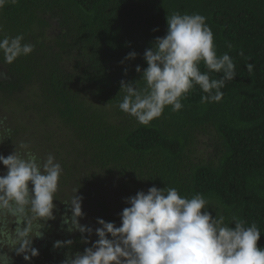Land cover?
<instances>
[{"label": "trees", "instance_id": "1", "mask_svg": "<svg viewBox=\"0 0 264 264\" xmlns=\"http://www.w3.org/2000/svg\"><path fill=\"white\" fill-rule=\"evenodd\" d=\"M173 12L206 17L218 55L233 58L237 76L221 89V102L201 104L204 93L196 86L181 111L168 106L144 126L118 108L124 94L120 81L141 78L135 68L147 67L143 54L166 34V17ZM0 24V35L23 34L24 42L35 46L10 65L0 54V72L6 74L0 94L31 98L41 123L64 132L63 144H72L85 163L80 177L88 185L77 182L85 214L81 224L95 229L101 218L120 226L119 213L129 206L125 198L169 186L182 196L205 195L218 214L255 222L258 247H264V0H18L0 9ZM132 51L137 57L125 60ZM245 57L255 65L251 74ZM200 70L207 71L203 62ZM201 138L205 150L195 157ZM61 148L57 145L60 158ZM109 178L119 182L110 191ZM56 196V219L48 222L43 239L34 240L39 255L31 264H61L69 251L91 246L81 242L79 232L61 230L66 201L61 193ZM66 239L74 241L71 249L53 248ZM96 239L93 234L91 242ZM13 256L14 264H27Z\"/></svg>", "mask_w": 264, "mask_h": 264}, {"label": "clouds", "instance_id": "2", "mask_svg": "<svg viewBox=\"0 0 264 264\" xmlns=\"http://www.w3.org/2000/svg\"><path fill=\"white\" fill-rule=\"evenodd\" d=\"M16 3L18 0H0V9ZM206 19L198 13L167 15L166 34L156 37L143 54L147 67L135 68L141 78L120 81V92L124 94L118 108L123 113L149 126L168 106L174 113L181 111L182 100L196 86L204 93L201 104L222 101L221 89L237 76L236 65L227 52L218 55ZM226 46L233 47L231 43ZM34 49L33 44L24 42L23 34L0 35V54L6 64L30 55ZM137 55L132 51L124 59L134 60ZM239 55L244 57V52L241 50ZM245 60L251 74L255 65L248 62L250 58ZM201 62L207 71L200 70ZM210 73L220 74V78H211ZM5 76L0 72V78ZM6 120V116H0V128ZM6 131L11 138V129ZM18 147L23 151L15 145L7 157L0 154V164L6 168L0 175V264H14L9 253L22 257L27 264L39 255L34 240L43 239L48 222L56 219L54 200L63 174L53 154L41 159L29 143L21 141ZM77 192L78 188L74 189L70 200L63 202L66 211L61 215V230L79 232L81 242L91 246L75 254L69 251L61 264H264V247H258V225H248L235 213L229 217L218 214L210 206V198L201 193L188 197L175 187L152 186L147 192L141 190L125 198L129 206L119 213L120 226L97 218L99 227L93 229L80 222L85 214L83 197ZM93 234L98 239L91 242ZM73 243L72 239L57 240L53 248L71 249Z\"/></svg>", "mask_w": 264, "mask_h": 264}, {"label": "rangeland", "instance_id": "3", "mask_svg": "<svg viewBox=\"0 0 264 264\" xmlns=\"http://www.w3.org/2000/svg\"><path fill=\"white\" fill-rule=\"evenodd\" d=\"M22 98L21 100L10 99L0 94V116L7 117L5 126L0 128V141H4L0 143V154L7 157L14 151L15 145L18 151H23L18 147L21 141L29 143L31 151L41 159L46 158L49 153L53 154L61 165L69 166L68 171L63 169V174L59 182V190L57 192V194L61 193L63 195V200L68 201L73 195V190L78 188V181L81 187L88 185L87 182L80 177L85 176L83 171L85 163L75 157L74 154L77 152L72 144H63V142H66V137H62L65 133L57 134L49 125L48 128H46L47 125L41 123L40 116L34 110L33 100L27 96ZM8 128L11 129V138H8L9 133L6 131ZM198 141L199 142L195 145V157L204 153L206 138H201ZM57 145L62 146V158L56 153ZM4 172H6V168L3 164H0V175L4 174ZM118 183L116 179L109 178L106 183V188L100 183L98 192L103 193L104 188L110 191L115 188ZM76 194L79 195V190ZM55 198L57 199V196H55ZM5 251H7V249H5ZM13 254L14 253H9L11 256H13ZM13 258L15 259L14 256Z\"/></svg>", "mask_w": 264, "mask_h": 264}]
</instances>
